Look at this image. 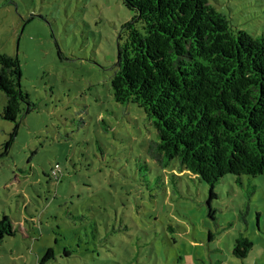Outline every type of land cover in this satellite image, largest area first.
Masks as SVG:
<instances>
[{"label": "rangeland", "instance_id": "obj_1", "mask_svg": "<svg viewBox=\"0 0 264 264\" xmlns=\"http://www.w3.org/2000/svg\"><path fill=\"white\" fill-rule=\"evenodd\" d=\"M207 2L235 32L264 37V0ZM133 16L121 0H0V54L18 58L30 103L6 121L0 90V220L14 231L0 264H264V174L210 190L161 168L147 152L152 120L115 103ZM240 237L252 243L242 259Z\"/></svg>", "mask_w": 264, "mask_h": 264}, {"label": "trees", "instance_id": "obj_2", "mask_svg": "<svg viewBox=\"0 0 264 264\" xmlns=\"http://www.w3.org/2000/svg\"><path fill=\"white\" fill-rule=\"evenodd\" d=\"M121 1L134 16L123 26L111 88L115 103H133L152 120L149 156L161 168L176 163L210 190L226 175H263L264 37L235 32L207 0ZM20 79L18 58L0 54L1 116L14 123L30 107ZM13 235L3 216L0 242ZM251 248L240 237L231 254L242 259ZM52 256L48 248L40 262Z\"/></svg>", "mask_w": 264, "mask_h": 264}]
</instances>
